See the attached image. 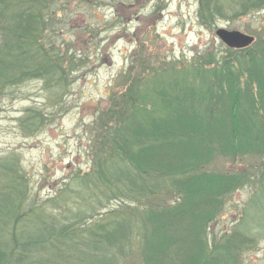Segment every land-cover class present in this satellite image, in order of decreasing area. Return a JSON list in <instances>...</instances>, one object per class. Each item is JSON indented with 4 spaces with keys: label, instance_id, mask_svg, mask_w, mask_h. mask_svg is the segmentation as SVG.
I'll return each mask as SVG.
<instances>
[{
    "label": "trees",
    "instance_id": "16d2710c",
    "mask_svg": "<svg viewBox=\"0 0 264 264\" xmlns=\"http://www.w3.org/2000/svg\"><path fill=\"white\" fill-rule=\"evenodd\" d=\"M68 2L0 0V100L35 81L47 101L63 95L76 62L54 34ZM225 4L234 16L264 10V0H198L200 23L219 20ZM251 46H224L220 57L201 50L189 63L139 61L138 76L124 74L131 80L96 118L89 169L47 195L18 151L0 153V264H74L83 254L112 264H243L264 238V44ZM24 113L19 127L38 132L39 112ZM251 158L257 169L214 170ZM247 186L237 226L214 233Z\"/></svg>",
    "mask_w": 264,
    "mask_h": 264
},
{
    "label": "rangeland",
    "instance_id": "374dc122",
    "mask_svg": "<svg viewBox=\"0 0 264 264\" xmlns=\"http://www.w3.org/2000/svg\"><path fill=\"white\" fill-rule=\"evenodd\" d=\"M227 8L225 4L224 16L208 26L198 19V0H69L66 13L70 16L54 34L56 46L76 62L67 87L55 101H47L38 81L9 90L0 100V153L19 152L29 180L41 196L55 191L70 173L87 171L96 118L107 108L108 95L122 92L124 83L131 80L124 74L138 76L139 61L189 63L201 50L220 57L225 45L216 36L218 30L252 36L251 47L264 44V10L234 16L226 13ZM29 108L42 118L38 132L26 133L19 127ZM251 159L221 160L214 170L236 171L250 165L257 169L259 160ZM250 188H241L228 199L225 213L212 225L214 233L230 232L237 226L241 209L253 192ZM28 230L34 235L32 226ZM82 256L74 264H112L107 256ZM240 261L264 264V238L244 252ZM135 264H139L138 258Z\"/></svg>",
    "mask_w": 264,
    "mask_h": 264
},
{
    "label": "water",
    "instance_id": "95a60500",
    "mask_svg": "<svg viewBox=\"0 0 264 264\" xmlns=\"http://www.w3.org/2000/svg\"><path fill=\"white\" fill-rule=\"evenodd\" d=\"M216 36L229 49H245L254 42V38L252 36H247L239 32L218 30L216 32Z\"/></svg>",
    "mask_w": 264,
    "mask_h": 264
}]
</instances>
